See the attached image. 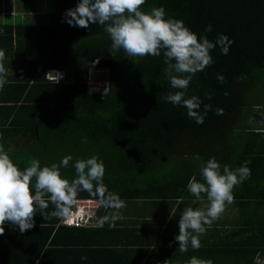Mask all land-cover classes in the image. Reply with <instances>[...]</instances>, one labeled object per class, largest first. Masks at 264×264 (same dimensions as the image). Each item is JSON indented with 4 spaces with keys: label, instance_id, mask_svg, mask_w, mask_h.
I'll return each mask as SVG.
<instances>
[{
    "label": "trees",
    "instance_id": "1",
    "mask_svg": "<svg viewBox=\"0 0 264 264\" xmlns=\"http://www.w3.org/2000/svg\"><path fill=\"white\" fill-rule=\"evenodd\" d=\"M51 2V11L43 14L48 21L37 12V21L0 22L7 70V83L0 89V144L21 169L33 157L44 166L71 155L69 166L61 167L71 181L75 160L96 156L105 165L104 184L126 200L178 197L188 192L192 176L201 179V165L212 157L222 169L248 161L251 173L259 162L264 205V124L253 115L260 114L264 98V0H146L141 6L145 12L163 7L165 18L182 20L198 37L206 35L215 42L225 34L232 41L227 55L219 45L210 50L212 64L197 72L187 89L185 98H200L202 114L205 104L211 106L203 124L189 118L184 106L166 101L170 81L163 52L129 57L121 49L110 54L105 26L80 28L63 21L65 10L78 0ZM208 25L212 30L205 32ZM101 67L108 72L107 89L93 90L90 68ZM48 68L61 69L63 78L48 81ZM217 108L222 115L216 114ZM241 130L257 134L255 150H242L234 142ZM81 197L95 198L85 191ZM53 210L50 203L46 211ZM34 219L35 227L23 233L4 225L0 264H56L52 262L58 250L65 251L61 254L67 264L70 245L82 244L81 235L94 227L43 219L39 211ZM262 232L257 247L264 255V214Z\"/></svg>",
    "mask_w": 264,
    "mask_h": 264
},
{
    "label": "clouds",
    "instance_id": "2",
    "mask_svg": "<svg viewBox=\"0 0 264 264\" xmlns=\"http://www.w3.org/2000/svg\"><path fill=\"white\" fill-rule=\"evenodd\" d=\"M145 2L78 0L74 8L65 10L63 21L80 28H88L90 24L96 23L105 26L104 31L111 39L108 49L110 54L121 49L129 57L160 56L163 52L166 64L164 73L170 81L166 101L184 106L189 118L197 124H203L211 106L205 104L202 114L199 111L200 98L196 95L185 98L187 89L193 76L212 64L210 50L219 45L222 54L227 55L232 41L225 34H219L215 42L206 35L198 37L182 20L165 18L163 7L142 11L141 6ZM211 30V25L206 26L205 32ZM5 59V51L0 49V89L7 83ZM217 78L224 82L223 75L218 74ZM208 98H211L210 95ZM216 114L222 115L223 110L217 108ZM72 160L73 157L67 155L59 163L41 166L40 160L33 157L21 169L0 144V235L4 234L6 223L18 227L21 233L32 229L38 211L43 219L54 217L67 220L73 207L78 204V195L82 191L95 197L99 206L113 210L110 216L100 220L101 226L109 220L111 226H115L119 210L126 205L119 193L109 191L104 184L103 161L96 156L76 159L73 165L75 178L70 181L62 175L61 167L67 168ZM248 163L245 161L235 169L225 164L221 170L220 163L212 157L201 165L200 180L195 175L190 178L187 190L197 200L204 194L207 205L204 208L189 206L182 210L178 222L179 233L175 236L181 253L187 252L189 245L192 249H199L200 237L206 233L207 227L220 218L226 205L234 203V188L251 175ZM50 203L54 210L47 212ZM185 264L213 262L192 256Z\"/></svg>",
    "mask_w": 264,
    "mask_h": 264
},
{
    "label": "crops",
    "instance_id": "3",
    "mask_svg": "<svg viewBox=\"0 0 264 264\" xmlns=\"http://www.w3.org/2000/svg\"><path fill=\"white\" fill-rule=\"evenodd\" d=\"M253 115L258 124H264L261 114ZM241 131L246 134L237 136L234 142L243 144L242 150H253L260 141L257 134ZM253 167L256 171L254 181L262 197H258L259 201L253 200V194H249L253 188L249 185L242 188L248 192L234 190V203L226 205L220 218L207 227L206 233L200 237L199 249H192L189 245L188 251L181 253L178 242H175L182 210L189 206L204 208L207 205L204 194L197 200L188 191L178 197L170 194L168 198L160 199H126V206L119 210V219L114 227L110 220L101 226L100 220L113 212L112 209H101L99 223L81 235L82 244L71 246L74 242L68 248L67 264H185L192 256L210 259L213 264H251L252 258L254 264H260L259 259H264L257 247L263 241V176L259 174V162ZM251 229L255 236L250 234ZM63 252L58 250L52 263H66Z\"/></svg>",
    "mask_w": 264,
    "mask_h": 264
},
{
    "label": "rangeland",
    "instance_id": "4",
    "mask_svg": "<svg viewBox=\"0 0 264 264\" xmlns=\"http://www.w3.org/2000/svg\"><path fill=\"white\" fill-rule=\"evenodd\" d=\"M52 2L51 0H0V22H11V23H20V22H32L38 20V13H42L40 19L43 18L44 21H48V17L43 15L44 13H49L51 11ZM90 83L93 87V90H106L108 85V72L104 67L101 68H90ZM256 90L258 94H261L263 90L256 86ZM261 90V91H260ZM254 95L255 93L252 91L250 93ZM260 110L259 113L264 116V98L260 101ZM244 111H247L244 109ZM264 119V118H263ZM264 123V122H263ZM239 134H246L244 132ZM239 134L237 136H239ZM250 139V137L247 136ZM243 144H239V147H242ZM259 149V148H258ZM255 150V148H253ZM259 155V152H257ZM260 157V155H259ZM261 158V157H260ZM62 173V171H61ZM256 171L253 170L250 177L244 180L240 185L236 186L234 190H238V192H248L243 190L242 188L246 185L251 186L253 189L249 192V194H253V200L259 201L258 197L260 194L258 193L257 184L254 181ZM258 182H262V179H258ZM261 261V262H260ZM260 264H264V259L260 260Z\"/></svg>",
    "mask_w": 264,
    "mask_h": 264
},
{
    "label": "built area",
    "instance_id": "5",
    "mask_svg": "<svg viewBox=\"0 0 264 264\" xmlns=\"http://www.w3.org/2000/svg\"><path fill=\"white\" fill-rule=\"evenodd\" d=\"M63 75L61 69L48 68L45 70V78L51 82H59L63 78ZM89 85L91 88L93 87L91 84ZM98 208L99 204L96 198H78V204L73 207L72 214L67 220H61V222L72 227L95 226L98 224L96 215Z\"/></svg>",
    "mask_w": 264,
    "mask_h": 264
},
{
    "label": "water",
    "instance_id": "6",
    "mask_svg": "<svg viewBox=\"0 0 264 264\" xmlns=\"http://www.w3.org/2000/svg\"><path fill=\"white\" fill-rule=\"evenodd\" d=\"M35 133L37 134V130H35Z\"/></svg>",
    "mask_w": 264,
    "mask_h": 264
},
{
    "label": "snow or ice",
    "instance_id": "7",
    "mask_svg": "<svg viewBox=\"0 0 264 264\" xmlns=\"http://www.w3.org/2000/svg\"><path fill=\"white\" fill-rule=\"evenodd\" d=\"M71 223V221H69Z\"/></svg>",
    "mask_w": 264,
    "mask_h": 264
}]
</instances>
